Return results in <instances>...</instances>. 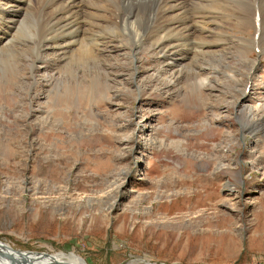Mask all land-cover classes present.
<instances>
[{
  "label": "rangeland",
  "instance_id": "obj_1",
  "mask_svg": "<svg viewBox=\"0 0 264 264\" xmlns=\"http://www.w3.org/2000/svg\"><path fill=\"white\" fill-rule=\"evenodd\" d=\"M237 3L221 7L226 64L204 82L175 68L159 77L165 65L148 46L131 66L116 34L83 68L49 51L41 62L18 28L0 37L5 250L86 264H264V51L239 48L252 32L234 26ZM28 4L26 46L36 47L51 0Z\"/></svg>",
  "mask_w": 264,
  "mask_h": 264
},
{
  "label": "bare ground",
  "instance_id": "obj_2",
  "mask_svg": "<svg viewBox=\"0 0 264 264\" xmlns=\"http://www.w3.org/2000/svg\"><path fill=\"white\" fill-rule=\"evenodd\" d=\"M29 1L0 0V37L7 39L5 42H11L16 32L13 31L18 28L28 40L23 46L26 50L31 49L30 54H34L41 62V55L49 51L54 56L68 60V66L73 68H83L89 64L95 66L96 61H99L96 53L102 55V48L112 42L109 38L114 34L120 38L115 44L127 51L131 66L138 59L136 54L148 46L158 62L165 65L155 71L165 79H168V72L170 74L175 68L179 77L204 82L209 73H214L225 59L223 39L226 32L220 13L226 0H51L44 37L41 45L36 47L26 46L33 26L28 17L29 12L24 11L31 5ZM148 4L151 12L141 19L139 10ZM237 9L234 26L252 32L249 39L237 38L241 46L239 48L253 49L260 55L264 51V0H238ZM148 28L152 29L148 38L151 39V45L145 41V29ZM181 79L176 77L175 82ZM168 81L166 87L171 79ZM9 251L20 257L13 250ZM27 258L35 264H86L81 256L62 252L50 255L29 253ZM141 260L147 263L134 261L133 264H155ZM0 264L7 262L0 258Z\"/></svg>",
  "mask_w": 264,
  "mask_h": 264
},
{
  "label": "water",
  "instance_id": "obj_3",
  "mask_svg": "<svg viewBox=\"0 0 264 264\" xmlns=\"http://www.w3.org/2000/svg\"><path fill=\"white\" fill-rule=\"evenodd\" d=\"M3 247H4L3 242L0 241V258L6 260L7 264H35V262L27 258V255H29V253H36V252L16 250L12 248V250L21 257L20 258L14 256V254H12L10 251L4 250Z\"/></svg>",
  "mask_w": 264,
  "mask_h": 264
}]
</instances>
